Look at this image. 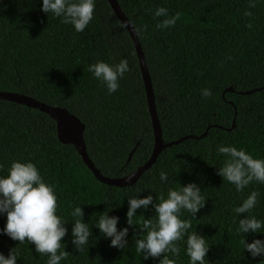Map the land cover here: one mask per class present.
Returning <instances> with one entry per match:
<instances>
[{"label":"trees","instance_id":"trees-1","mask_svg":"<svg viewBox=\"0 0 264 264\" xmlns=\"http://www.w3.org/2000/svg\"><path fill=\"white\" fill-rule=\"evenodd\" d=\"M118 2L163 139H185L108 185L49 114L0 100V264H264V89L241 93L264 88V0ZM0 91L80 118L105 176L152 155L138 52L108 0H0Z\"/></svg>","mask_w":264,"mask_h":264},{"label":"water","instance_id":"water-1","mask_svg":"<svg viewBox=\"0 0 264 264\" xmlns=\"http://www.w3.org/2000/svg\"><path fill=\"white\" fill-rule=\"evenodd\" d=\"M112 9L114 10L117 17L121 20L123 25L126 27L130 36L132 37L134 44L136 46V50L138 52V58L140 61V69L142 72L146 93H147V101L149 106V111L152 118V125H153V132H154V148L151 157L142 165H140L136 170L133 172L126 174L120 177H109L105 176L101 173V171L95 166L93 160L90 158L87 152V146L84 138L85 133V123L78 118L75 114L69 111L67 108L62 106H53L39 100H36L30 96L25 94L16 93V92H4L0 91V100H7L11 102H16L19 104L26 105L28 107L36 108L49 114L57 123V134L60 142L64 144H72L80 153L83 161L89 167V169L93 172V174L98 178L100 181L108 184L114 185L118 187H127L132 186L138 182L141 176L150 169L153 164L156 162L159 154L167 147H171L180 141L184 140H177L171 142H165L162 136V128L160 124V120L157 113L156 108V99L155 93L153 89L151 75L147 66L146 57L142 49V45L138 34L131 23L130 19L125 15L123 12L118 0H108ZM264 88H257L249 91H243L241 93L248 94V93H255ZM227 91H234L233 87L227 88ZM233 126H235V120L233 122ZM220 127V126H219ZM209 132L206 130L202 135L195 136L190 135L188 137L191 138H203ZM135 149L132 150L130 153L128 161L131 159Z\"/></svg>","mask_w":264,"mask_h":264}]
</instances>
